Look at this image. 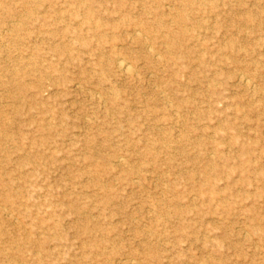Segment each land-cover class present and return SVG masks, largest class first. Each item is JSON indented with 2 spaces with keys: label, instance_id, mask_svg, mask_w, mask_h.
I'll list each match as a JSON object with an SVG mask.
<instances>
[{
  "label": "rangeland",
  "instance_id": "374dc122",
  "mask_svg": "<svg viewBox=\"0 0 264 264\" xmlns=\"http://www.w3.org/2000/svg\"><path fill=\"white\" fill-rule=\"evenodd\" d=\"M181 1L0 0V264H264V0Z\"/></svg>",
  "mask_w": 264,
  "mask_h": 264
},
{
  "label": "bare ground",
  "instance_id": "6f19581e",
  "mask_svg": "<svg viewBox=\"0 0 264 264\" xmlns=\"http://www.w3.org/2000/svg\"><path fill=\"white\" fill-rule=\"evenodd\" d=\"M182 1H184V0H182ZM182 1H181V4L184 6H187L190 4V1H188V2H182ZM144 28L147 29L148 27L144 26ZM117 66L119 69H121L123 71L128 69L127 63L124 60H117ZM126 72H128V71H126Z\"/></svg>",
  "mask_w": 264,
  "mask_h": 264
}]
</instances>
